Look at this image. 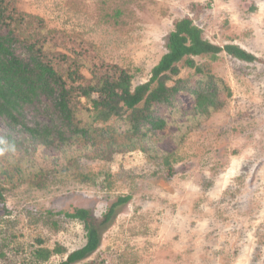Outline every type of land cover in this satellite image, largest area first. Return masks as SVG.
<instances>
[{"label": "rangeland", "instance_id": "374dc122", "mask_svg": "<svg viewBox=\"0 0 264 264\" xmlns=\"http://www.w3.org/2000/svg\"><path fill=\"white\" fill-rule=\"evenodd\" d=\"M15 6L87 46L79 74L89 84L113 66L132 76V91L149 82L173 24L184 18L204 40L237 46L256 61L226 53L193 57L197 73L183 58L167 83L179 82L173 102L148 110L166 123L158 132L146 124L132 133L130 111L121 105L120 117L93 123L86 138L68 137L66 145L51 128L45 147L0 117V264H33L35 249L56 246L65 253L44 264L66 261L85 236L65 214L84 209L100 219L124 196L130 199L101 228L97 250L71 264H264V0H15ZM200 84L215 86L217 107L196 112L189 92ZM48 103L42 97L24 107L29 127L55 125ZM74 103V124L79 119L87 127L91 104Z\"/></svg>", "mask_w": 264, "mask_h": 264}, {"label": "trees", "instance_id": "16d2710c", "mask_svg": "<svg viewBox=\"0 0 264 264\" xmlns=\"http://www.w3.org/2000/svg\"><path fill=\"white\" fill-rule=\"evenodd\" d=\"M44 23L39 17L21 13L15 6V0H0V117L9 127L19 126L33 141H39L45 147L50 143L53 130L65 145L69 143L68 137L86 138L93 123L104 124L113 116L120 117L121 105L125 107V111H130L127 120L132 124V133H137L140 127L146 124L151 132L163 130L165 121L151 116L148 110L153 105L173 102L172 98L180 91L177 85L179 82L176 81L173 86H168L167 83L179 73L176 65L183 58H187V66L194 68L197 73H201V69L195 67L193 57L214 58L220 53H226L245 63L256 61L252 55L237 46L218 47L204 40L201 30L193 24L194 22L184 18L173 24V30L167 37V52L154 67L149 82L132 91V76L127 71L113 66L111 70H107L105 76L94 77V83L89 84L79 74L80 61L85 56L84 50L87 46L80 42L76 44L75 39L62 32L46 30ZM44 44L47 45L44 46L45 50ZM59 48L64 49L67 54L57 52L56 49ZM89 48L91 46H88ZM200 85L205 87L201 89ZM200 85L189 92L195 97L196 112L217 107L215 86ZM42 97L48 100L49 105L45 108L50 117H55L56 123L52 127H29L24 121V107L36 103ZM79 98L87 99L95 113L87 127L85 124L80 125L79 119L74 124V102ZM139 104L141 107H138ZM168 157L164 156L163 162L168 167L170 177L171 166ZM2 193L1 191L0 201H3ZM129 199L130 196L119 197L100 219L84 209H75L73 213L65 214L82 224L85 244L67 256L66 261L58 264H71L91 256L100 245L101 228L110 222L115 207L128 202ZM64 253L65 250L59 246L53 250L40 247L33 251L31 258L34 260L33 264H44L53 255Z\"/></svg>", "mask_w": 264, "mask_h": 264}, {"label": "clouds", "instance_id": "9594fccd", "mask_svg": "<svg viewBox=\"0 0 264 264\" xmlns=\"http://www.w3.org/2000/svg\"><path fill=\"white\" fill-rule=\"evenodd\" d=\"M84 246V245H83Z\"/></svg>", "mask_w": 264, "mask_h": 264}]
</instances>
